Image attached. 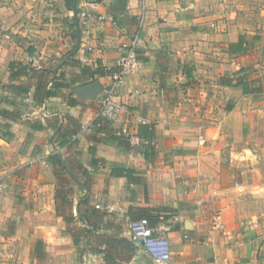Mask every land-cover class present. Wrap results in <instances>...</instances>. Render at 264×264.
<instances>
[{
	"label": "crops",
	"instance_id": "0c3cea01",
	"mask_svg": "<svg viewBox=\"0 0 264 264\" xmlns=\"http://www.w3.org/2000/svg\"><path fill=\"white\" fill-rule=\"evenodd\" d=\"M0 264H264L262 0H0Z\"/></svg>",
	"mask_w": 264,
	"mask_h": 264
},
{
	"label": "built area",
	"instance_id": "2783aa9c",
	"mask_svg": "<svg viewBox=\"0 0 264 264\" xmlns=\"http://www.w3.org/2000/svg\"><path fill=\"white\" fill-rule=\"evenodd\" d=\"M137 64V53L135 47L132 46L126 50L125 54L119 60V68L112 75L114 82H120ZM119 108L120 105L113 99V96L109 94L102 102L100 116L112 120L116 117ZM96 125L101 126L102 122L98 121ZM148 142L149 141H146V143ZM130 232L132 240L137 245L145 247L147 252L156 260L160 262H167L170 260L171 250L168 240V227L154 226L150 223L148 218L144 217L131 220Z\"/></svg>",
	"mask_w": 264,
	"mask_h": 264
},
{
	"label": "trees",
	"instance_id": "16d2710c",
	"mask_svg": "<svg viewBox=\"0 0 264 264\" xmlns=\"http://www.w3.org/2000/svg\"><path fill=\"white\" fill-rule=\"evenodd\" d=\"M14 63L11 65V71L13 70V68H14ZM25 69H26V66H21L20 67V70H18V72H13V74H20V73H23V71H25ZM88 69H89V67H87V66H84L83 67V71L84 72H87L88 71ZM98 72H99V74H103L105 71L104 70H102L101 68H99L98 70H97ZM100 129H102V128H100ZM114 139L116 140V139H118L119 141H121V143L123 142L119 137H114ZM57 199H58V192H57ZM57 209L59 210L60 209V206H59V208L57 207ZM67 219V223L69 224V223H72L71 221V219L69 220L68 218H66ZM74 239H75V242H77L78 243V237L76 238V237H74ZM121 243L123 244V245H127V246H132V244H130V242L129 241H127V240H121ZM108 256V255H107ZM107 260H109V261H112L113 259H111V256H108L107 257Z\"/></svg>",
	"mask_w": 264,
	"mask_h": 264
},
{
	"label": "rangeland",
	"instance_id": "374dc122",
	"mask_svg": "<svg viewBox=\"0 0 264 264\" xmlns=\"http://www.w3.org/2000/svg\"><path fill=\"white\" fill-rule=\"evenodd\" d=\"M263 1V3H264V0H262ZM143 249H145V251L147 252V250H146V248L145 247H142ZM147 253H149V252H147ZM147 255V254H146ZM149 255H151L150 253H149ZM147 258V257H146ZM77 260H80L79 259V253L77 252ZM137 260H139V259H137Z\"/></svg>",
	"mask_w": 264,
	"mask_h": 264
}]
</instances>
